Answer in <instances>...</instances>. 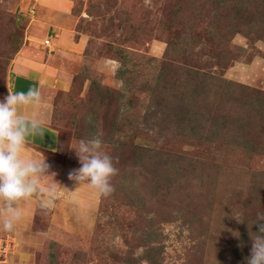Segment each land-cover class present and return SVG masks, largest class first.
Instances as JSON below:
<instances>
[{
  "label": "rangeland",
  "instance_id": "obj_1",
  "mask_svg": "<svg viewBox=\"0 0 264 264\" xmlns=\"http://www.w3.org/2000/svg\"><path fill=\"white\" fill-rule=\"evenodd\" d=\"M181 1L0 0V100L10 91L11 65L25 42L42 44V40L43 43L50 41L51 34H55L53 50H50L54 54L52 66L58 71H67L69 84L63 90L57 89L53 97L51 124L59 132L60 148L58 153L44 154L51 162L49 171L55 173V181L63 182V186L73 193L65 204V216L58 210L38 207L31 228L38 232L37 239L21 240L16 233L0 231V264H149L143 257L146 249L143 246L137 247L133 257L126 259L130 245L143 241L148 233L157 234L151 245L162 247L158 256L161 264H240V249L245 246L243 249L251 252L250 232L258 233V225L253 223L257 214L264 212V152L233 150L220 142L227 140L221 137L223 132L225 136L247 135L253 141L264 135V113L253 104L254 96L264 93V34H252L264 33V18L259 15L264 13V5L254 0L249 4L240 0L249 6L246 11L254 17L253 25L237 15L240 8L229 10L223 18L222 30H233L242 24L245 31H257L248 36L229 30L227 34H220L217 44L222 46L221 42H225L233 47L230 55L235 58L228 63L224 53L221 55L218 45L205 32V23L189 25L194 27L193 33L190 32L193 36L180 40L181 30L175 25L178 22L175 13ZM208 7L212 10L211 1ZM183 15L186 21L190 20L186 11ZM183 15L180 18L183 19ZM18 34L22 35L21 48L10 57V48ZM70 40L73 49L58 53L56 42L68 44ZM125 53L131 59L126 61V66L139 69L144 73L142 79L145 81L157 76L163 66V71L171 78L168 80L172 89L178 84L176 79L186 70L216 75L236 84L237 90L246 86L249 96L245 113L249 120L241 127V122L232 124L223 116L226 121L220 123L219 115L214 114L216 106L209 111L213 115H208V123L201 116L189 124L186 103L182 105L181 95L174 91L171 94L175 96L167 100L163 98L160 86L153 103L167 110L168 115L161 123L165 137L154 138L152 131L137 134L139 132L133 130L130 135L114 131L124 121L113 127V117L106 113L108 107L103 106L94 132L91 127L93 117L89 114L92 103L88 99L89 90L94 88L92 81L98 82L99 87L95 85V90L99 88L103 92L107 87L116 91L122 81L116 80L115 74ZM162 85L166 86L165 83ZM137 93L138 101L142 100L143 94ZM211 104L210 101L209 108ZM138 106L139 114H145L141 101ZM261 108L264 110V105ZM151 122L149 120L147 124ZM211 122L216 124L211 125ZM176 125L187 128L186 134L192 135L195 143H184L186 139L179 138ZM94 135L101 136L102 151L113 157L119 170L111 181L115 191L108 197L98 195L87 183L82 184L87 187V196H82L79 186L68 179L70 171L81 167L73 148L79 140ZM119 136L122 141L115 142ZM185 159L219 166L224 176L245 185L244 190L248 189L245 196L257 199L253 206L257 209L255 215L251 211V215L247 212L246 216L238 218L235 205L243 202L242 195L238 196L237 202L235 198L238 197L233 198L229 187L223 186L225 195L232 197L218 198L222 190L220 185L216 186L218 171L208 177L214 186L206 187L199 176L202 173L194 172L188 166V177L179 181L187 195L183 210H175L168 204L169 214L148 207L140 210L129 204L119 189L126 163H129L127 176L132 175V182L138 183L139 191H145L142 185L145 186L148 180L157 185L164 177L158 167L159 160H166L172 171L173 162L185 164ZM177 176L178 173L169 174V177ZM50 181L48 178L46 184ZM143 223L145 228L141 230L139 227Z\"/></svg>",
  "mask_w": 264,
  "mask_h": 264
},
{
  "label": "trees",
  "instance_id": "obj_2",
  "mask_svg": "<svg viewBox=\"0 0 264 264\" xmlns=\"http://www.w3.org/2000/svg\"><path fill=\"white\" fill-rule=\"evenodd\" d=\"M181 1V0H180ZM212 2V10L209 9V2ZM253 0H246V3L249 4ZM259 2L260 4L264 5V0H254ZM233 2V3H232ZM244 4L240 0H185V2L181 1L180 7L175 13V17L177 18L178 22L175 23L181 30L180 32V40L188 38L191 35V30L193 33V26L192 23H205V32L210 35L211 39L215 42V44L219 43L220 34H227L228 30L236 33L243 32L246 36L250 35L251 32L257 31H245L242 29V24L240 27L236 28H228L227 30L221 29V24L223 18H226L229 10H235L240 8V11H237V15L248 20L249 24H254V17L247 13V9L249 6ZM185 9V10H184ZM242 9V10H241ZM185 11L188 14V17H191L190 20L187 19L183 15ZM181 14L184 16L183 19L180 18ZM259 13H255L258 15ZM264 18V13L261 15ZM259 32V31H258ZM263 35L264 33H252ZM184 41V40H183ZM222 46L219 44L218 47L224 53L225 59L227 62L230 63L234 60V56H231L230 51H233V47L231 45L226 44L225 42H221ZM22 45V35L18 34L13 41V45L10 48V57L14 56L21 48ZM235 52V51H234ZM236 53V52H235ZM131 60L129 55L125 53L124 59L121 62L116 74L115 79L122 81V85L115 91L110 88H104L103 92L101 89L97 88L95 90V85L99 87L98 82L93 80L92 84L94 88L88 94L89 102L92 103V111L89 113L92 115V130L94 132L97 131V123H99L100 115L103 113L102 108L108 107L105 111L106 113L113 117L112 126L114 127L120 121H124L120 123V126L114 128V131L123 132L124 135L131 134L133 130H137L140 134L141 131L153 132L154 138H162L165 137L163 133V129L161 127V123L168 115L167 110L165 107L161 106L160 104H154L153 102L156 101V93L161 86V94L163 98L174 97V91H177L179 95H181L182 105L185 104V111L188 113V121L187 123L191 124L192 121L198 120L202 117H205V123H208L209 118L208 115H213L210 110L217 106V109L214 110V114L217 113L219 115V122L223 123L224 120L223 116L227 118V120L232 121V124L235 121L241 122V127H244V124L249 120L247 118V114L245 113V109L248 108L247 104V97L249 96L248 88L246 86H242L236 89V84L232 83L231 81H226L221 77L210 73H200V72H191V71H184V75L179 76L176 79L178 83L175 85V89H172L169 84L171 79L168 75V72L165 73L163 71V66L160 68V73L153 77L150 81H145L142 79V74L139 69L129 68L126 66V61ZM158 63V61H156ZM166 63H163L164 65ZM166 77V82H165ZM166 84L162 85V84ZM174 86V85H173ZM169 90H173L170 91ZM143 94V99H139L143 106H145V114L140 115L138 109L139 101L136 98L138 93ZM96 101V103H95ZM211 101V107L209 108V103ZM102 104V105H100ZM253 104H256L257 107L264 113V110L261 108L264 105V93L259 92V95L254 96ZM113 106V107H111ZM247 106V107H246ZM259 115L262 116L259 112ZM194 117H196L194 119ZM263 118V117H260ZM141 119L142 122L139 121ZM152 121L150 124L147 122ZM237 122V123H239ZM211 125H215V122H211ZM188 124H186V127ZM219 128H224V125H219ZM158 127V129H157ZM160 127V128H159ZM203 127V126H201ZM178 129L179 138H184V143L193 144L195 143L193 140L192 135H187V128L183 129L182 126L176 125ZM105 129V126H104ZM205 129V128H203ZM114 134V132H112ZM142 134V133H141ZM221 137L223 139H227L224 142H220L222 144L228 145V147L232 148L233 150H245L249 153L255 152H264V135H259L257 140H251L247 135L242 137L241 135H232V136H225L223 132ZM227 137V138H225ZM202 139V137H199ZM122 138L119 136L118 140L115 142H121ZM205 141H208V138H204ZM215 142H218L215 140ZM143 150V149H142ZM140 150V152L142 151ZM139 152V151H138ZM157 154H162L159 151L155 150ZM186 158V157H184ZM174 159V157H173ZM183 159V158H182ZM177 160H181V157H177ZM186 160V159H185ZM176 161V160H175ZM169 162V161H168ZM166 160H159L158 167L161 169V172L164 174L162 181L157 185L151 184V180H148L146 185H142L145 191L142 194L139 191L138 183L132 182L133 176H127V166L129 163H126V170L124 174L121 176L123 177L122 182H120V191L124 193L125 198L129 204H132L135 207L141 208L143 210L144 207L148 208H155L159 213L169 214L168 213V204H171L175 210L182 209V204H184V199L187 197L186 191H184L183 186H180V178L188 177L186 169L188 166L191 168L192 171L202 173L199 175L201 178V182L206 183L207 186H214L215 183H212L208 180V177L211 178L212 172L217 174V171L220 173L219 177H215L216 186L220 185L222 190L221 193L218 195L219 199H226L229 197L235 198V196H241L243 199L240 205H235V214L238 215V218H243L247 215V212L251 215V211L256 213L257 209H254L253 206H256L257 199H253L250 195H246L248 189L244 190L245 185L240 183H234L230 178L224 176L223 172L221 173V169L219 166L214 164L212 165H205L201 164L198 160H186L185 164H174V169L169 171ZM176 163V162H175ZM154 170V168H153ZM178 173L177 177H169V174ZM191 175V173L189 172ZM205 175V178L203 176ZM135 176V175H134ZM185 177V178H186ZM214 179V178H212ZM180 181V182H179ZM213 184V185H212ZM141 186V187H142ZM223 186L226 188L229 187L232 190V196L225 195V191ZM151 190V192L149 191ZM154 190V192H152ZM149 191V192H148ZM242 193V194H240ZM156 199V200H155ZM238 202L239 197L235 198ZM190 200V199H189ZM156 203V204H155ZM183 210V209H182ZM186 214V213H185ZM139 228L143 230L145 228V224L143 223ZM157 234L148 233L147 236L144 238L143 241H139L137 244L130 245L129 252L126 254L127 258L129 259L132 254L136 251L137 247H145V252L143 257L147 259L149 264H161V260L159 259V254L162 247H153L151 242L156 239ZM204 244V242H202ZM245 246L240 249V264H247V259L250 257L249 251H246ZM125 255V256H126ZM124 256V259H125ZM239 264V263H238Z\"/></svg>",
  "mask_w": 264,
  "mask_h": 264
},
{
  "label": "clouds",
  "instance_id": "obj_3",
  "mask_svg": "<svg viewBox=\"0 0 264 264\" xmlns=\"http://www.w3.org/2000/svg\"><path fill=\"white\" fill-rule=\"evenodd\" d=\"M43 104L39 88L24 91H9L0 100V229L14 232L23 216L22 202L40 199V207L48 210L60 196V190L50 173L46 158L28 156L29 138L43 134L44 120L36 111ZM101 136L81 139L73 148L81 167L69 172L68 179L78 186L87 183L103 197L110 196L115 188L112 178L118 174L113 157L102 151ZM51 181L42 186V181ZM67 189V188H66ZM237 218V217H236ZM238 221L243 222L237 218ZM264 212L258 213L253 224L258 233H251L252 248L247 264H264Z\"/></svg>",
  "mask_w": 264,
  "mask_h": 264
},
{
  "label": "crops",
  "instance_id": "obj_4",
  "mask_svg": "<svg viewBox=\"0 0 264 264\" xmlns=\"http://www.w3.org/2000/svg\"><path fill=\"white\" fill-rule=\"evenodd\" d=\"M51 35V40L45 41V43H43L44 40H42V44H39L38 42L36 43L35 41H26L23 48L17 53L16 57L14 58L10 70V91L26 92L29 88L35 87L39 88L43 97V104L41 106L36 109L27 110L29 112L36 111L44 120L43 134H38L29 138V147L26 153L28 156L37 159H43V157H45L44 152L53 154L58 153L61 139L59 132L51 124L53 112V97L57 89L63 90L69 84L67 71H58L52 66L54 54H52L51 51L53 50V40L55 39H53V37L55 34ZM56 43L58 46V53L64 54L73 49L72 40H70L68 44L66 42L63 44L58 42ZM44 47H46V49ZM46 162L48 164L51 163L48 158H46ZM46 182H48V179L42 181V186H46ZM57 187L60 190V196L58 199H56L54 206L49 210H58V213L60 215L65 216V213H67L64 208L65 204L70 201L71 195L73 193L71 192L72 190L66 189V185L63 186V182H60ZM79 190L83 191L82 196H87L88 191L86 186H83L81 184L79 186ZM20 207L23 210V216L21 220L17 223L14 232L6 233H16L21 240H25L26 238L30 237L32 239H37L39 237L38 232L35 233L31 231V228L37 209L38 207H40V199L33 198L28 201L22 202ZM0 231L3 230L0 229Z\"/></svg>",
  "mask_w": 264,
  "mask_h": 264
}]
</instances>
